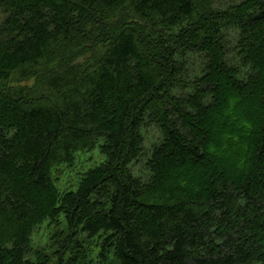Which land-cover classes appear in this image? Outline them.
I'll use <instances>...</instances> for the list:
<instances>
[{
	"label": "trees",
	"instance_id": "obj_1",
	"mask_svg": "<svg viewBox=\"0 0 264 264\" xmlns=\"http://www.w3.org/2000/svg\"><path fill=\"white\" fill-rule=\"evenodd\" d=\"M221 1L0 0V264H264V0Z\"/></svg>",
	"mask_w": 264,
	"mask_h": 264
},
{
	"label": "rangeland",
	"instance_id": "obj_2",
	"mask_svg": "<svg viewBox=\"0 0 264 264\" xmlns=\"http://www.w3.org/2000/svg\"><path fill=\"white\" fill-rule=\"evenodd\" d=\"M238 1H240V0H222L221 2L216 4V6L219 8H223L229 4H233V3H236ZM232 39H233V37L230 38L231 41H232ZM30 83L31 82H28V84H30ZM143 134H144L143 150H144V158H146L150 154L151 144L154 142V140H157L158 133H157V129L154 126L149 125V126L145 127V129L143 130ZM76 158L80 159L82 164L79 166H76L75 168L72 167L71 171L68 172V175H65L61 178L60 182L62 185L69 183L71 181V178H73L77 173L81 174L82 172L86 171L87 169L98 164L101 160V157L99 156V154L97 152V149H94L92 152H88V153H84V154H78L76 156ZM140 167H142L141 162H140V164H138L132 168L133 172L138 173ZM78 176L79 175L74 177V179H72V180L74 181L76 178H78ZM73 181H72V183H73ZM42 226H44V225H42ZM49 233H50V231H46L45 233H42L40 235V237L36 240H35V238L31 237L30 245L32 247L44 245L47 241V237H48Z\"/></svg>",
	"mask_w": 264,
	"mask_h": 264
}]
</instances>
